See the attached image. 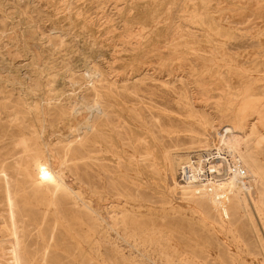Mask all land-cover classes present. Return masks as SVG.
I'll list each match as a JSON object with an SVG mask.
<instances>
[{"label":"rangeland","instance_id":"obj_1","mask_svg":"<svg viewBox=\"0 0 264 264\" xmlns=\"http://www.w3.org/2000/svg\"><path fill=\"white\" fill-rule=\"evenodd\" d=\"M263 44L264 0H0V264H11L21 240L30 251L40 250L45 241L50 246L47 264L81 258L82 252L74 249L75 240L70 238L72 234L80 239L86 232L87 221L78 214L80 209L67 207L59 212L60 222L46 216L35 226L31 222L35 208L30 216L20 217L21 204L13 195L20 186H27L23 174L16 173L21 158L17 143L23 139L19 130L27 116L20 93L25 85L38 81L44 88L62 89L55 105H61L69 119L67 123L54 114L47 117V124L52 125L48 130L54 135L46 134L44 139H52V145L72 144V139L87 136H114L158 139L167 151L183 152L196 145L190 139L211 140L215 146L219 138L240 139L248 162L255 160L256 196L264 216ZM49 80L53 82L47 84ZM32 100L37 103V96ZM78 103L93 107L82 108ZM84 116L90 117L89 125L80 129ZM75 162L66 161L65 179L95 206L102 181L108 186L109 176L103 177L96 164ZM27 169L30 173L32 167ZM122 176L123 190L131 189L135 196L142 176L137 179L135 172L130 174L132 180ZM251 212L250 220L234 216L233 228L225 231L169 217L165 225L187 232L200 249L210 251L208 264H264V228ZM100 244L105 245L103 240ZM199 247L195 254L182 256L183 261L188 258L186 264L204 258V254L192 256ZM113 255L107 249L101 256L105 264H133L130 259L135 264H172L155 252L148 253V260L137 252L125 251L122 259Z\"/></svg>","mask_w":264,"mask_h":264},{"label":"bare ground","instance_id":"obj_2","mask_svg":"<svg viewBox=\"0 0 264 264\" xmlns=\"http://www.w3.org/2000/svg\"><path fill=\"white\" fill-rule=\"evenodd\" d=\"M22 82H20L21 86ZM50 82L53 81L49 80L47 84H50ZM41 85L43 83L38 81L33 86L25 85L24 88H20L27 116L24 114V126H21L20 130L17 128L23 139H19L17 143L21 147V158L18 166H16V173L23 174L25 178L23 182L27 186L23 188L20 186L19 189L14 191L13 195L19 200L16 203L21 204L22 209L18 211L20 217L30 216L32 214L31 209L35 208L32 210L35 214L31 220L33 225L36 224L35 226L42 222L46 216H51L54 219L53 222H60L61 214L59 212L68 210L69 207L80 209L78 214L83 216V222L87 221L86 232L80 239H75L72 234H70V238L75 240L74 249L82 252L81 258L80 261L76 259V256L73 257V261L66 259L69 262H67L68 264H105V258L101 255L107 249L114 252L115 255H120L121 259L125 257V251L140 253L141 258L145 260L149 258L148 253L155 252L161 257L165 256L170 259L172 264H186L188 258L183 261L182 256L184 254H195L200 244L193 237L188 236L187 232L181 229L178 230L176 227L166 226L165 219L168 217L198 224L203 229L217 228L219 231H225L233 228L231 221L236 215L250 220L252 210L259 217L264 228V216H262V209L258 207L255 187L259 180V173L255 167V160L252 159L250 163L248 162L246 151L241 147L240 139L219 138L218 146H215L211 140L190 139V143L197 142L196 145L187 147L183 152L181 150L167 151L164 149L163 142H158V139H117L114 136L111 139H101L99 137L91 139L87 136L84 139H72V144L52 145V139H46V137L44 139V135L53 134V130H48L52 125L47 124V117L54 114L55 118L64 119L67 123L69 119L65 116L66 110L61 105L59 107V104L55 105L56 100L54 99L61 94L63 95L62 89L60 87V89H57L52 85L44 88V85ZM33 95L37 96V103L32 100ZM78 104L86 109L93 107L84 106L83 103ZM17 112L22 113V111ZM90 112L92 113V111ZM89 118L84 116L79 121L80 129L86 127L87 124L89 125ZM75 120L78 121V118H75ZM115 132L117 131L115 130ZM26 134H29V136H26ZM76 135L78 134L76 133ZM135 157H139L141 162L138 163L139 159L136 160ZM67 160H73L74 162L84 160V163L82 162L84 166L96 164L103 177L105 174L106 177L109 176L108 186L105 181H102V189L96 195L95 202L97 204L95 206L94 204L91 205L86 197L81 196L78 191L70 186V182L69 184L66 181L64 175ZM73 165L77 166L78 163L75 162ZM29 166L32 167L31 174L28 169L26 170ZM74 169L77 171L76 167ZM131 172L136 173L137 179L138 175L142 176L138 179L139 184H137L135 196H133L131 189L125 192L120 182V178L123 177L122 174L132 180ZM145 190L149 191L150 194ZM196 199H204L209 204L203 203L201 205ZM69 203H72V205H68ZM210 208L212 211L209 210ZM5 209L8 210V208ZM4 214L6 215V213ZM114 238L117 240H114ZM101 240L105 245L101 246ZM23 241L21 240L22 244L17 246L12 254L11 264L48 263L50 246L48 248L45 241L41 242L40 250L37 248L31 251L26 241ZM5 248H7V245ZM19 250L21 254L18 253ZM198 254H204V258H200V262L192 260V264H208L210 262H208V259L206 260V257L210 255V251L199 247V252L192 256L199 257ZM115 255L113 256L115 257ZM19 256L24 258L19 260ZM124 259L129 261L128 258ZM1 262L3 263V261ZM130 262L135 264L136 260L130 259Z\"/></svg>","mask_w":264,"mask_h":264}]
</instances>
